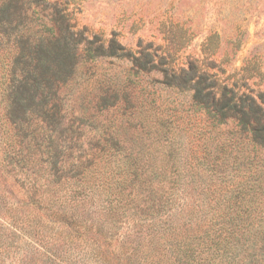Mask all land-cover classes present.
Listing matches in <instances>:
<instances>
[{
	"label": "rangeland",
	"instance_id": "rangeland-1",
	"mask_svg": "<svg viewBox=\"0 0 264 264\" xmlns=\"http://www.w3.org/2000/svg\"><path fill=\"white\" fill-rule=\"evenodd\" d=\"M58 2L78 26L115 33L131 52L151 44L183 65L214 51L221 77L264 92V0ZM161 76L134 73L127 59L82 62L63 88L62 125L45 137L37 128L36 140L11 136L0 102V264H264V149ZM24 144L19 154L28 147L32 167L13 154ZM50 145L85 174L83 203L50 185ZM11 156L20 171L6 165ZM128 156L140 181L107 180Z\"/></svg>",
	"mask_w": 264,
	"mask_h": 264
},
{
	"label": "trees",
	"instance_id": "trees-1",
	"mask_svg": "<svg viewBox=\"0 0 264 264\" xmlns=\"http://www.w3.org/2000/svg\"><path fill=\"white\" fill-rule=\"evenodd\" d=\"M212 38L210 35L206 40L209 42ZM238 42L239 39L234 42L235 49ZM204 53L206 58L191 57L183 65H177L171 50L158 54L157 47L152 48L148 44L131 52L115 33L105 38L90 32L85 26H78L72 11L58 0H0V102L3 116L13 131L12 137L25 133L30 140H36L34 133L37 128L41 137H45L48 129L57 131L63 123V88L74 82L82 62L127 59L134 73L157 70L161 72L160 83L164 86L190 91L192 103L210 113L218 122L236 121L250 142L264 149V92L248 87L243 81L221 77L224 72L222 61L210 58L214 51L207 53L204 49ZM24 146L13 154H18V160L28 166L32 159L28 147L26 155L19 154ZM57 149V145L49 146L50 185L63 193L67 202L83 203L87 194L77 186L85 187V182L81 183L85 174L81 175L77 170V162L64 163ZM86 157L92 160L96 154L87 153ZM16 159L11 156L6 165L20 171L22 168ZM122 164L124 169L119 173L106 172L107 180L120 182L123 186L126 181H140L135 171L138 167L136 158L128 156ZM93 165L97 163L93 162ZM31 173L40 174L35 170ZM148 179L143 176V183ZM172 194L165 193L166 202ZM135 195L145 202L146 196L141 191ZM156 205L159 206L152 203L149 207L151 216L158 213ZM218 211L221 213H215L217 216H225L222 208L219 207Z\"/></svg>",
	"mask_w": 264,
	"mask_h": 264
}]
</instances>
